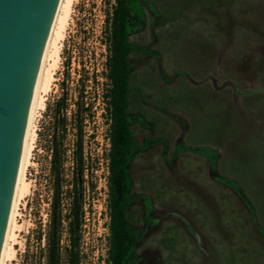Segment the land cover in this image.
Masks as SVG:
<instances>
[{"label": "rangeland", "instance_id": "1", "mask_svg": "<svg viewBox=\"0 0 264 264\" xmlns=\"http://www.w3.org/2000/svg\"><path fill=\"white\" fill-rule=\"evenodd\" d=\"M142 1L154 12L127 15L126 41L135 47L127 83L142 93L130 92L126 108L139 148L125 213L136 240L130 264H264V0ZM113 6L71 0L57 57L44 62L49 85L38 92L43 107L31 121L26 189L5 264L21 263L30 231L47 220L53 175L43 128L57 99L67 119L64 174L80 142L93 187L82 204L78 264H108L104 62ZM203 142L209 156L188 150Z\"/></svg>", "mask_w": 264, "mask_h": 264}, {"label": "trees", "instance_id": "2", "mask_svg": "<svg viewBox=\"0 0 264 264\" xmlns=\"http://www.w3.org/2000/svg\"><path fill=\"white\" fill-rule=\"evenodd\" d=\"M141 7L151 13L154 12L152 6L142 0H114L111 17L106 18L108 55L104 65L105 79L110 85L104 94L109 116L106 177L109 217L108 264H130L133 261L132 252L136 243L134 232L126 223L125 213L127 205L132 200L129 193L131 187L129 162L139 148L129 134L131 119L126 114V108L127 95L130 92H137L140 96L142 93L129 87L127 83L130 70L126 56L135 47L128 43L126 38L131 34L127 15L134 14L141 20L143 17ZM48 113L50 116L47 117L48 121L43 131L51 152L49 172L52 173L53 179L48 178V183L53 188L48 203L47 220L43 224L38 221L35 228L30 231L20 264H78L77 245L84 222L82 204L85 193L93 191L90 183V165L84 160L78 142L71 153L68 174H64L66 170L62 162L65 151L62 139L66 133L67 122L64 100L57 99ZM79 117L78 114L77 122L72 123L78 132L81 125Z\"/></svg>", "mask_w": 264, "mask_h": 264}, {"label": "water", "instance_id": "3", "mask_svg": "<svg viewBox=\"0 0 264 264\" xmlns=\"http://www.w3.org/2000/svg\"><path fill=\"white\" fill-rule=\"evenodd\" d=\"M60 1L0 0V264L18 198L46 44Z\"/></svg>", "mask_w": 264, "mask_h": 264}, {"label": "bare ground", "instance_id": "4", "mask_svg": "<svg viewBox=\"0 0 264 264\" xmlns=\"http://www.w3.org/2000/svg\"><path fill=\"white\" fill-rule=\"evenodd\" d=\"M70 2H71V0H61L60 1L58 10H57V13H56L50 34H49V37L47 40L43 64H42V69H41V74H40V79H39V84H38V89H37V94H36V99H35V104H34V109H33V114H34L35 108L40 109L43 107L42 97L38 96V92L45 91V89H47L48 85H49L48 69H45L44 62H45L46 58H48V59L50 58V59L54 60L57 57V48H58L57 44L61 38L62 32H63L65 25H66V21H67L68 15H69ZM51 47H52V51L48 52L49 48H51ZM53 63H54V61H53ZM46 92L47 91H45V93ZM33 114H32V118H33ZM31 121H32V119H31ZM31 125L32 124H30V129H29V135H28V141H27V147H26V153H25V158H24V164H23V170H22V176H21V182H20V188H19L17 201H18L19 197L22 196L21 195L22 192L26 189L24 172H25L26 166H28L27 164H29L28 163L29 155H30L32 143H33L34 136H35V132L32 129ZM14 217H15V211H14V216H13V220H12V225H11L8 241L11 239L10 237H13V235L11 233H12V230H13L14 225H15ZM10 249H11V247L7 243V248H6L3 264H5L7 258H9V256H10V254H9L11 252Z\"/></svg>", "mask_w": 264, "mask_h": 264}, {"label": "crops", "instance_id": "5", "mask_svg": "<svg viewBox=\"0 0 264 264\" xmlns=\"http://www.w3.org/2000/svg\"><path fill=\"white\" fill-rule=\"evenodd\" d=\"M260 92L264 94V90H261ZM194 145L195 146L188 147V148H190L188 150L192 151L193 153H197V154H199L201 156H204V157H207L211 153H213V151L211 150L212 148H210V145L208 143H206V142L205 143L203 142V143H201L199 145H197V144H194ZM192 149H201V151H198V150L197 151H193Z\"/></svg>", "mask_w": 264, "mask_h": 264}]
</instances>
